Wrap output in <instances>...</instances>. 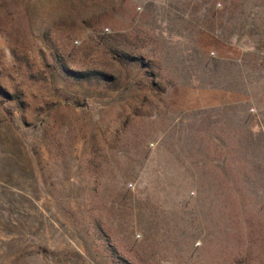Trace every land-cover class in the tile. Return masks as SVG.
Returning <instances> with one entry per match:
<instances>
[{"label": "rangeland", "instance_id": "374dc122", "mask_svg": "<svg viewBox=\"0 0 264 264\" xmlns=\"http://www.w3.org/2000/svg\"><path fill=\"white\" fill-rule=\"evenodd\" d=\"M0 264H264V0H0Z\"/></svg>", "mask_w": 264, "mask_h": 264}]
</instances>
